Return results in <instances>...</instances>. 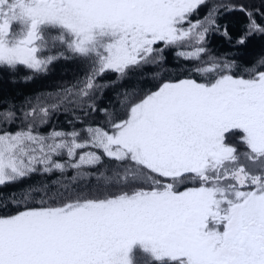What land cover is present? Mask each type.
Segmentation results:
<instances>
[{"label":"snow or ice","instance_id":"snow-or-ice-1","mask_svg":"<svg viewBox=\"0 0 264 264\" xmlns=\"http://www.w3.org/2000/svg\"><path fill=\"white\" fill-rule=\"evenodd\" d=\"M206 2L0 0V68L46 71L57 57L41 56L50 43L42 26L56 29L51 43L96 59V72L82 89L88 96L95 75L123 76L162 60L173 46L179 57L198 60L208 34L221 30L215 19L221 6L191 20ZM247 14L239 44L264 33ZM14 21L17 32L11 31ZM194 72L202 79L165 81L131 100L108 130L85 125L42 133L49 117L44 107L39 124L32 122L33 109L23 114L26 127L12 132L7 128L15 114L7 111L0 119V186L53 170H74L75 179L103 157L116 162L117 178L98 183L96 195L44 193L14 202L20 210L0 215V264H132L136 242L168 264H264V70L237 76L229 64L213 63ZM227 134L238 143L227 142ZM84 149L101 150L103 157L78 154ZM61 155L64 162L54 159ZM88 175L101 181L104 173ZM188 183L193 186L180 190Z\"/></svg>","mask_w":264,"mask_h":264},{"label":"trees","instance_id":"trees-1","mask_svg":"<svg viewBox=\"0 0 264 264\" xmlns=\"http://www.w3.org/2000/svg\"><path fill=\"white\" fill-rule=\"evenodd\" d=\"M213 6H221L215 17L221 30L208 34L205 44L207 51L201 54L198 60L179 57L176 54L177 49L173 46L164 51L162 60L130 69L123 76L111 71L95 75L94 88L89 90L88 96L82 95V89L85 88L87 79L96 72L95 57L71 54L67 51L66 45L60 44L59 41L51 43V37L59 35V30L42 27L45 39L50 43L49 48L41 56L54 55L57 59L46 71L40 73L24 67H20L18 71L0 68V119L7 111L13 112L15 115L12 119L15 122L8 125L7 130L14 132L20 127H26L24 113L35 109L32 122L39 124L43 115L40 110L48 107V122L38 129L42 133H49L53 129L68 132L85 125L108 130L110 120L122 118L131 100L154 91L161 83L189 76L201 80V76L194 72L196 68H208L213 63L222 67L227 63L232 74L237 76L246 75V70L253 67L264 70V33L247 35L244 44L238 43L248 30V12H252L257 23L264 26V0H207L197 13L192 15L191 20L193 22L203 20ZM226 7L233 10L226 11ZM241 8L244 10H240ZM224 29L227 30V36L224 35ZM61 52L64 56H61ZM60 101L63 103L59 104ZM53 104H59V107L52 109ZM92 108H95V111ZM79 139L83 140L85 136L81 135ZM231 140L234 144L238 143V136L227 134V142ZM83 151H97L103 157L101 150H78V154ZM54 159L64 162L66 156L61 155ZM115 164V161L103 157L102 164L83 167L75 175V179L74 170L69 169L64 173L53 170L50 174L37 172L17 182L0 186V215L14 214L20 210L14 206V202L38 197L44 193L63 192L70 198L96 195L98 183L117 178L113 174ZM101 172L104 173L101 181H97L95 176L88 175ZM185 186L193 185L191 183L182 185L180 190ZM109 191L117 192L119 189L112 188ZM100 194H103L102 190ZM130 259L132 264H168L165 260L154 259L139 246L133 248Z\"/></svg>","mask_w":264,"mask_h":264},{"label":"rangeland","instance_id":"rangeland-1","mask_svg":"<svg viewBox=\"0 0 264 264\" xmlns=\"http://www.w3.org/2000/svg\"><path fill=\"white\" fill-rule=\"evenodd\" d=\"M10 27H11V31H12V32H17V31L19 30V28H20V23H19V21H14V22H12L11 25H10ZM42 27H43V26H42ZM229 143H233L232 140H231ZM249 165H250V164H249ZM250 166H252V165H250ZM136 246L141 247V249L147 251V252L153 257V254L151 253V251H150V250H146L140 242H136V243L132 246L131 251H132L133 248L136 247ZM131 251L129 252V257H130ZM153 258H154V257H153ZM154 259H155V258H154ZM165 262L167 263L168 261L165 260Z\"/></svg>","mask_w":264,"mask_h":264}]
</instances>
